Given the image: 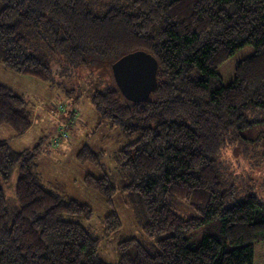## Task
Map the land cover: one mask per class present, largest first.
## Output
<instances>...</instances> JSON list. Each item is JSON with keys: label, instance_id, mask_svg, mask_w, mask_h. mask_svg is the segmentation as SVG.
Returning <instances> with one entry per match:
<instances>
[{"label": "trees", "instance_id": "obj_1", "mask_svg": "<svg viewBox=\"0 0 264 264\" xmlns=\"http://www.w3.org/2000/svg\"><path fill=\"white\" fill-rule=\"evenodd\" d=\"M245 46L253 52L224 83L219 66ZM135 50L158 63L150 96L127 100L98 75L89 98L98 120L128 140L115 152L129 177L121 191L138 195L143 233L156 238L152 251L136 238L120 241L115 264H254L264 201L247 190L253 171L229 178L217 161L237 141L248 147L264 135V0H0V61L16 73L48 81L58 64L110 76L112 62ZM3 125L25 133L32 113L0 83ZM34 156L0 140V179L18 172L16 208L8 209L0 185V264H111L84 226L91 208L47 189ZM77 159L100 165L87 145ZM84 183L111 204L116 189L106 175ZM178 199L194 215L179 214ZM104 223L112 232L120 218L112 212Z\"/></svg>", "mask_w": 264, "mask_h": 264}, {"label": "rangeland", "instance_id": "obj_2", "mask_svg": "<svg viewBox=\"0 0 264 264\" xmlns=\"http://www.w3.org/2000/svg\"><path fill=\"white\" fill-rule=\"evenodd\" d=\"M252 52V46H245L219 66L224 83L233 80L235 65ZM63 67L57 64L53 78L43 81L9 70L0 61V83L23 96L32 113V125L25 133L17 135L11 127L3 125L0 127V140L7 141L15 151L32 150L35 153L34 172L47 189L91 208L92 218L84 221V226L99 239V253L104 261L117 263L118 243L128 238H136L152 251L156 238L143 233L146 217L140 198L137 194L121 191V186L127 184L129 177L118 167L115 152L128 140L120 135L117 128L98 120L89 100L96 86H100L99 78L103 84L114 82L116 85L113 74L108 76L102 69L96 71L87 66L73 70L65 68V65ZM259 129L264 130V125ZM260 141L248 147L237 141L238 144L221 153L217 163L229 178L232 175L241 179L246 171H253L255 179L248 183L247 190L264 201V165L261 166L262 172L258 171L264 162V135ZM84 145L98 152L100 165L77 159V152ZM86 175H106L109 178L116 189L111 204L97 190L84 183ZM17 176L15 168L8 179H0L9 210L18 206L15 195ZM175 206L176 211L185 217L195 213L185 199H178ZM112 212L120 218V227L106 232L104 218ZM203 230L199 229L197 235L201 236ZM254 264H264V242L255 245Z\"/></svg>", "mask_w": 264, "mask_h": 264}, {"label": "water", "instance_id": "obj_3", "mask_svg": "<svg viewBox=\"0 0 264 264\" xmlns=\"http://www.w3.org/2000/svg\"><path fill=\"white\" fill-rule=\"evenodd\" d=\"M157 60L148 52L135 50L112 64V74L121 94L132 102L146 100L157 86Z\"/></svg>", "mask_w": 264, "mask_h": 264}]
</instances>
